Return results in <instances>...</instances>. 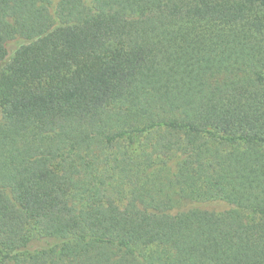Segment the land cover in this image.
Wrapping results in <instances>:
<instances>
[{"label": "trees", "instance_id": "1", "mask_svg": "<svg viewBox=\"0 0 264 264\" xmlns=\"http://www.w3.org/2000/svg\"><path fill=\"white\" fill-rule=\"evenodd\" d=\"M0 65V264H264V0H0Z\"/></svg>", "mask_w": 264, "mask_h": 264}, {"label": "rangeland", "instance_id": "2", "mask_svg": "<svg viewBox=\"0 0 264 264\" xmlns=\"http://www.w3.org/2000/svg\"><path fill=\"white\" fill-rule=\"evenodd\" d=\"M24 42L22 40H16V41H13V42H10L8 45H7V48H8V52H9V57H8V60H10V58L14 55V52L16 51V49L21 45L23 44ZM2 66L3 65H0V70L2 69ZM2 110L0 108V119L2 117Z\"/></svg>", "mask_w": 264, "mask_h": 264}]
</instances>
